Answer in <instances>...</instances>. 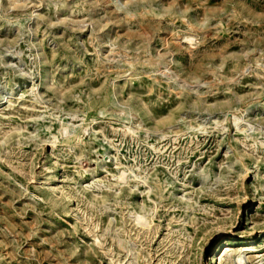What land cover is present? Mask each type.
Here are the masks:
<instances>
[{
    "label": "rangeland",
    "instance_id": "obj_1",
    "mask_svg": "<svg viewBox=\"0 0 264 264\" xmlns=\"http://www.w3.org/2000/svg\"><path fill=\"white\" fill-rule=\"evenodd\" d=\"M239 257L264 264V0H0V264Z\"/></svg>",
    "mask_w": 264,
    "mask_h": 264
},
{
    "label": "bare ground",
    "instance_id": "obj_2",
    "mask_svg": "<svg viewBox=\"0 0 264 264\" xmlns=\"http://www.w3.org/2000/svg\"><path fill=\"white\" fill-rule=\"evenodd\" d=\"M141 218V217H140ZM142 219V218H141ZM140 219V220H141ZM222 248V253L224 254L225 253V251H226V248H227V244H223V246L221 247ZM220 251H221V249H220ZM219 260H220V258H218ZM237 262L239 263V264H241V259H240V257L237 259Z\"/></svg>",
    "mask_w": 264,
    "mask_h": 264
}]
</instances>
